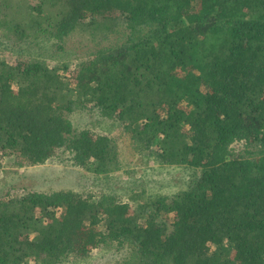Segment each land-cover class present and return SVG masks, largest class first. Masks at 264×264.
<instances>
[{
    "label": "trees",
    "instance_id": "1",
    "mask_svg": "<svg viewBox=\"0 0 264 264\" xmlns=\"http://www.w3.org/2000/svg\"><path fill=\"white\" fill-rule=\"evenodd\" d=\"M74 34L91 47L72 84L66 63L40 60ZM0 37L29 57L0 59V167L108 177L143 157L189 172L136 206L0 188V264L95 250L102 264H264V0H0ZM76 112L120 136L75 125Z\"/></svg>",
    "mask_w": 264,
    "mask_h": 264
},
{
    "label": "rangeland",
    "instance_id": "2",
    "mask_svg": "<svg viewBox=\"0 0 264 264\" xmlns=\"http://www.w3.org/2000/svg\"><path fill=\"white\" fill-rule=\"evenodd\" d=\"M5 40L0 37V43ZM63 45L65 53L57 52L55 58H50L52 50L41 51L43 60L40 61H44L50 67L66 63L68 70L64 72V75L73 84L72 77L76 64L88 57L91 44L86 42L81 35L74 34L67 38ZM8 48L4 49L0 46V59H5L9 63L29 59L24 52H19V47L13 49L18 52L17 54L9 51ZM70 120L75 125L88 126L91 130H97L98 133L109 137L117 138L121 134L120 128L111 122L103 121L92 124L94 117L91 114L76 112ZM188 178L189 172L184 168L159 167L152 161H146L143 157L131 158L123 171L115 172L108 177L95 176L80 168L53 163L40 166L25 165L22 168L10 169L3 161L0 167V188L3 189H19L21 192L22 190L36 191L43 188L71 189L92 197L110 192L120 202H124L127 195L133 194L136 196L134 206L145 202L151 196H166L177 192L185 187ZM164 218L169 222L171 216L168 215ZM107 254L108 252L95 250L77 264H102Z\"/></svg>",
    "mask_w": 264,
    "mask_h": 264
}]
</instances>
